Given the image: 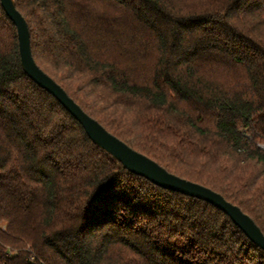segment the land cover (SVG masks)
Masks as SVG:
<instances>
[{
	"label": "trees",
	"instance_id": "16d2710c",
	"mask_svg": "<svg viewBox=\"0 0 264 264\" xmlns=\"http://www.w3.org/2000/svg\"><path fill=\"white\" fill-rule=\"evenodd\" d=\"M91 118L264 233V0H14ZM0 264H264L221 210L96 147L23 71L0 5Z\"/></svg>",
	"mask_w": 264,
	"mask_h": 264
},
{
	"label": "water",
	"instance_id": "95a60500",
	"mask_svg": "<svg viewBox=\"0 0 264 264\" xmlns=\"http://www.w3.org/2000/svg\"><path fill=\"white\" fill-rule=\"evenodd\" d=\"M1 8L16 28L20 64L24 73L39 87L51 94L58 103L82 126L91 142L122 164L129 172L141 176L167 190L206 201L224 212L244 235L264 250V233L254 221L219 193L197 183L169 173L155 161L131 149L110 134L96 120L87 115L66 92L34 62L27 24L16 10L14 0H0Z\"/></svg>",
	"mask_w": 264,
	"mask_h": 264
}]
</instances>
